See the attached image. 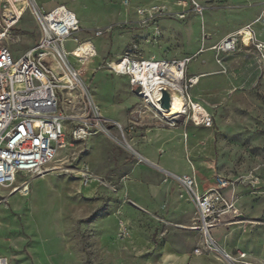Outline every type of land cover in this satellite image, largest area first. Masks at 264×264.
Segmentation results:
<instances>
[{
  "label": "rangeland",
  "instance_id": "rangeland-1",
  "mask_svg": "<svg viewBox=\"0 0 264 264\" xmlns=\"http://www.w3.org/2000/svg\"><path fill=\"white\" fill-rule=\"evenodd\" d=\"M37 1L45 10L57 4L72 9L83 28L75 37L97 49L86 61L69 57L82 85L70 96L58 91L60 106L72 116L68 126L99 116L108 131L96 129L81 141L68 134L66 147L30 181L26 195L0 185V255L10 264H246L229 259L244 252L247 264H264V55L257 47L264 43V0H197L204 13L185 18L175 13L180 0ZM153 5L168 13L138 14ZM249 24L251 42L243 38L230 52L213 48ZM96 28L103 34L95 36ZM14 29L20 40L8 45L16 55L39 39L29 10ZM76 45L66 42L68 50ZM186 57L184 99L165 88L176 103L167 109L169 118L136 92L129 75L110 68L124 58ZM193 76L199 79L191 84ZM195 102L212 115L211 125L194 122ZM153 127L176 129L168 133L174 137L173 150L165 153L169 167L140 153ZM185 175L201 191L219 175L231 180L226 193L240 216L213 229L214 245L198 227ZM134 181L141 186L136 196L128 188ZM167 185L170 192L153 191Z\"/></svg>",
  "mask_w": 264,
  "mask_h": 264
},
{
  "label": "built area",
  "instance_id": "built-area-1",
  "mask_svg": "<svg viewBox=\"0 0 264 264\" xmlns=\"http://www.w3.org/2000/svg\"><path fill=\"white\" fill-rule=\"evenodd\" d=\"M129 0L125 1L127 5ZM177 4L182 8L176 11V15L185 18L188 13L203 14L206 6L197 0H180ZM29 10L39 28V39L23 53L16 55L8 45L10 40H20V34L15 29L20 23L24 12ZM138 14L144 19H150L154 15L168 13L165 7L153 5L147 8L137 9ZM259 17L255 22L260 21ZM252 29V24L247 25ZM83 28L77 14L65 4H57L49 10H45L37 0H0V185L10 188V191L28 192L29 183L36 176L43 173V169L58 155L59 151L66 147L67 135L75 140L87 139L94 130L108 131L101 117L85 119L76 125L68 126V120L72 116L60 106L63 101L58 91H65L72 95L73 91L82 85L81 72L70 62V55L78 61H86L94 56L92 50L76 52L85 43L91 40L79 41L75 33ZM91 30V29H90ZM95 36L103 34L102 29H92ZM243 36L241 30L226 36L213 48L220 52H230L236 49ZM73 39L77 45L68 50L66 42ZM252 40V39H251ZM258 49L264 55V43H257ZM152 59L124 58L110 65L116 74H127L131 77V84L140 87L141 81H135L131 76L129 65L145 67ZM186 57L179 61L166 59L157 60L156 63L165 69L171 65L182 66L180 74L182 82L185 79ZM54 63L56 68L48 64ZM126 67H123V64ZM165 71L161 75L165 76ZM199 77L189 78V82H197ZM173 80L166 79V87ZM181 82V83H182ZM84 93H86L85 88ZM184 92V89H183ZM89 99L91 95H88ZM90 104L93 102L90 99ZM197 119L194 114V122L197 124H212L210 113L201 114ZM133 121H137L138 115H131ZM19 175L25 179L19 180ZM84 176H90L84 171ZM88 182L89 179L87 178ZM184 183L193 195L199 217V228L203 229L208 239L214 245L212 231L223 225H230L240 216L236 199L226 193L231 180L217 176L213 186L200 192L196 188L193 177L185 175ZM230 217V218H229ZM240 258L234 262L248 263L246 253L241 252ZM0 264H10L8 257L0 255Z\"/></svg>",
  "mask_w": 264,
  "mask_h": 264
},
{
  "label": "bare ground",
  "instance_id": "bare-ground-1",
  "mask_svg": "<svg viewBox=\"0 0 264 264\" xmlns=\"http://www.w3.org/2000/svg\"><path fill=\"white\" fill-rule=\"evenodd\" d=\"M241 34L247 42H250L251 39L254 37L253 30L249 29L248 27L242 28ZM89 50H92L94 55L97 54V51L92 42L83 44L81 48L76 52L78 53L77 55H81L82 51L87 52ZM152 60L153 61L149 64H146L145 67H137L135 66V64L129 65L131 76L134 78L135 81L137 80L141 81V84L143 85V92L140 95L152 99L151 102L155 105V108L164 112L163 115L164 118H169L170 116H172L170 113H173V111H169L162 107L160 103V99L162 97V89L166 87L165 82L166 79L169 77L171 80H173L168 88L171 91V94L176 97L180 96V98L184 99V93L181 86L182 80L180 76V74L182 73V66L171 65V68L165 69L164 67L159 66V64L156 63L157 60L154 59ZM122 66L126 67V64L124 63ZM162 70L165 71L164 72L165 76L161 75ZM193 106L196 111L195 117L197 119L201 118L200 117L201 114H206L208 112L207 109L198 102H195ZM175 107H176V103L172 99V104L169 109H174ZM55 168H57V166ZM22 193H27V192H22Z\"/></svg>",
  "mask_w": 264,
  "mask_h": 264
},
{
  "label": "crops",
  "instance_id": "crops-1",
  "mask_svg": "<svg viewBox=\"0 0 264 264\" xmlns=\"http://www.w3.org/2000/svg\"><path fill=\"white\" fill-rule=\"evenodd\" d=\"M177 4V3H176ZM178 7H180L177 4ZM254 34V33H253ZM251 42V41H250ZM93 43V42H92ZM94 47L95 44L93 43ZM96 49V47H95ZM97 51V49H96ZM125 119V116H124ZM140 118L137 119L135 122H139ZM176 129H170V128H160V127H153L148 128L145 132L143 141L139 143V148L141 149L140 153L143 157H145L148 161L152 163H157L166 168L169 167V162L165 160V153H170L173 149L171 147V142L174 141V137L168 136V133H171L172 131H175ZM198 141V138H194V142ZM140 182H133L130 185H128V188L134 196L139 195V189H141V186L139 185ZM199 186V184H198ZM208 188H204V190H199L200 192H203L207 190ZM171 186L167 185L164 186L162 189L159 187H156L153 191L154 192H170ZM11 192V191H9ZM27 193H23V195H26ZM195 206V205H194ZM196 208V206H195Z\"/></svg>",
  "mask_w": 264,
  "mask_h": 264
},
{
  "label": "water",
  "instance_id": "water-1",
  "mask_svg": "<svg viewBox=\"0 0 264 264\" xmlns=\"http://www.w3.org/2000/svg\"><path fill=\"white\" fill-rule=\"evenodd\" d=\"M139 91H140V87L136 89V92H139ZM160 103L162 107L165 109H169L171 107L172 97H171L170 92L166 90L165 88L162 89V97L160 99Z\"/></svg>",
  "mask_w": 264,
  "mask_h": 264
}]
</instances>
